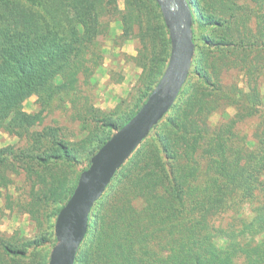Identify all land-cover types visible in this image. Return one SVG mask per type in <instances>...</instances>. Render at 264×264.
Instances as JSON below:
<instances>
[{
    "label": "trees",
    "instance_id": "16d2710c",
    "mask_svg": "<svg viewBox=\"0 0 264 264\" xmlns=\"http://www.w3.org/2000/svg\"><path fill=\"white\" fill-rule=\"evenodd\" d=\"M188 1L187 78L91 207L74 264H264V0ZM116 20L111 48L135 39L141 70L127 99L106 111L94 104L93 75ZM169 53L155 0H0V128L23 140L0 148V173L9 174L0 186L24 172L28 210L44 232L0 233V264H48L57 212L80 174L68 178L65 167H88L145 101ZM31 95L37 109L27 113ZM227 106L233 114L211 124ZM53 111L74 126L45 123ZM222 214L228 223L216 224Z\"/></svg>",
    "mask_w": 264,
    "mask_h": 264
},
{
    "label": "water",
    "instance_id": "95a60500",
    "mask_svg": "<svg viewBox=\"0 0 264 264\" xmlns=\"http://www.w3.org/2000/svg\"><path fill=\"white\" fill-rule=\"evenodd\" d=\"M170 38L165 69L137 111L91 155L76 185L57 212L48 264H74L90 210L121 165L174 103L195 55L193 9L188 0H155Z\"/></svg>",
    "mask_w": 264,
    "mask_h": 264
},
{
    "label": "rangeland",
    "instance_id": "374dc122",
    "mask_svg": "<svg viewBox=\"0 0 264 264\" xmlns=\"http://www.w3.org/2000/svg\"><path fill=\"white\" fill-rule=\"evenodd\" d=\"M120 32V21L116 20L112 22L109 32L110 36L108 35L104 41L106 46L104 61L93 75V80H95L94 104L96 107L106 111L115 108L120 100L127 99L128 93L141 70L136 66L132 59L137 52V42L135 39H128L122 44L111 48L112 38ZM114 59H116V61H114ZM108 69H113L110 73L112 74L113 79L110 78ZM121 77L122 79L119 80ZM21 107L22 110L27 113L36 111V96L31 95L26 98ZM221 111H225V114L227 115H232L234 112L233 108L230 106L220 108L217 110V113L210 116L211 124H216ZM68 120H71L70 117L64 118L61 116V113L53 111L48 114V117L44 122L74 126V124L70 123ZM243 129L246 132L247 137L251 138L252 125L247 123L244 125ZM7 145L21 146L23 145V140H20L17 136L9 134L0 128V148ZM86 163V161H82L75 165L66 166L65 171L67 172L68 178L74 177L78 172L80 173L83 168L86 167ZM8 175L9 174L6 175L5 172L2 171L0 173V181L4 180ZM12 175L14 176L11 177L8 187L5 188L0 186V233L6 236L16 235L17 237L31 239L38 231L35 227L32 215L28 210L30 195L27 182L29 181L21 169H19V172L16 173V175ZM24 177L26 179H24ZM261 194H264V188L259 191V195ZM244 211L248 213V205ZM214 220L216 224H226L228 223L229 215L222 214ZM50 231H52V229ZM43 233L44 232H38V235ZM45 234L48 235V233ZM50 247V243H47L44 247L43 253L48 254Z\"/></svg>",
    "mask_w": 264,
    "mask_h": 264
}]
</instances>
